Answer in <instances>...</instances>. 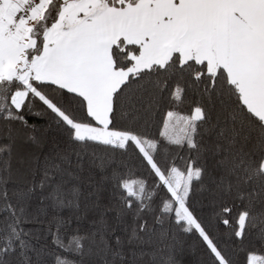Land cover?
<instances>
[{
	"label": "snow or ice",
	"instance_id": "6c2138e0",
	"mask_svg": "<svg viewBox=\"0 0 264 264\" xmlns=\"http://www.w3.org/2000/svg\"><path fill=\"white\" fill-rule=\"evenodd\" d=\"M29 114L61 136L46 151ZM203 191L233 244L264 245V0H0V264H140L166 220L236 264L194 214Z\"/></svg>",
	"mask_w": 264,
	"mask_h": 264
},
{
	"label": "trees",
	"instance_id": "16d2710c",
	"mask_svg": "<svg viewBox=\"0 0 264 264\" xmlns=\"http://www.w3.org/2000/svg\"><path fill=\"white\" fill-rule=\"evenodd\" d=\"M39 106L35 109V111H39ZM181 111L187 110V105L181 106L179 109ZM26 119L28 120L30 125H35L37 129H39V133H42L46 136V146L45 151L51 147V143L53 139H61L59 133L54 131L53 129L48 128L50 117L45 115H27ZM17 128H20L17 125ZM25 129H20V137L16 142V149L21 154L24 152L34 151L32 146L28 144L25 139ZM28 134H37V133H28ZM3 142H7L6 138ZM178 163H183L182 161H178ZM209 164V170L211 171V160L207 161ZM143 173V170H140ZM91 174L97 181L100 179L101 174L98 169H93L91 173L85 172V177ZM215 175V173H213ZM40 175L38 172L34 173L32 171H23L17 172L14 176V181L18 186H24L30 184L33 180L37 183L40 180ZM197 183L194 181V184ZM207 185V180L205 181ZM210 187V185H208ZM41 195H47V190L44 193H41L39 190L36 192V199L33 201L34 206L38 207L41 204L40 197ZM108 201V193L104 195V202ZM49 201H44V204H49ZM219 203V201H217ZM238 203V202H237ZM192 206L194 210V214L208 227L210 233L219 240L221 246L231 244V248L229 251L235 250V254L233 255V259L236 264H246V255L248 251H254L255 254L264 256V245L260 244L258 241H252L249 243L245 241L242 246L238 247V242L236 244L232 243V240L235 238H230L227 233L229 229L224 226L219 221L213 218L214 208H213V197L209 194L208 191L197 192L192 200ZM239 207L236 211H239ZM48 218L50 219L54 212H59L61 216L64 218H69L72 216V210L68 208L64 209H54L49 207ZM235 214V213H234ZM108 215V222L110 224H116V214L115 212H110ZM92 216L90 215L87 219L80 222L77 225L76 221L73 220L71 225L69 226V233L75 228L79 226L80 231L83 232L90 227V220ZM149 225L152 226V218L149 216ZM39 227V226H37ZM121 229V233L124 224L118 225ZM157 233L161 230L168 232L169 235L166 239L160 240L158 238H154V241L151 246L147 247L146 250L150 253L143 258L140 264H165L169 255H172L176 261V264H210L206 246L203 244L202 240L198 237V234L195 233H184L178 232L176 230V226L174 222L169 223L167 220L163 225L156 224L155 225ZM174 237V238H173Z\"/></svg>",
	"mask_w": 264,
	"mask_h": 264
},
{
	"label": "rangeland",
	"instance_id": "374dc122",
	"mask_svg": "<svg viewBox=\"0 0 264 264\" xmlns=\"http://www.w3.org/2000/svg\"><path fill=\"white\" fill-rule=\"evenodd\" d=\"M186 112V111H185ZM256 255H258V254H256ZM259 256H261V255H259Z\"/></svg>",
	"mask_w": 264,
	"mask_h": 264
}]
</instances>
